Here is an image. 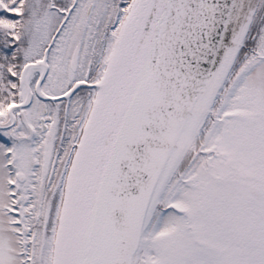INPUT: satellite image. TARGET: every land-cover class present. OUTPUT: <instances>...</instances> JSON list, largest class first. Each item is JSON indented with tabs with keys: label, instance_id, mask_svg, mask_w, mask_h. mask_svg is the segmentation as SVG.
I'll list each match as a JSON object with an SVG mask.
<instances>
[{
	"label": "snow or ice",
	"instance_id": "1",
	"mask_svg": "<svg viewBox=\"0 0 264 264\" xmlns=\"http://www.w3.org/2000/svg\"><path fill=\"white\" fill-rule=\"evenodd\" d=\"M0 264H264V0H0Z\"/></svg>",
	"mask_w": 264,
	"mask_h": 264
},
{
	"label": "flooded vegetation",
	"instance_id": "2",
	"mask_svg": "<svg viewBox=\"0 0 264 264\" xmlns=\"http://www.w3.org/2000/svg\"><path fill=\"white\" fill-rule=\"evenodd\" d=\"M200 141L199 140H196V142H194V145L192 146V150L189 152V153H187L186 155H188V154H191V153H194V152H196L197 150H198V148H199V145H200ZM222 150H224V147L223 146H221V145H218V146H216L212 151H213V153H214V159L213 160H211V161H208V160H205V161H202L201 162V165H202V168H203V170H207V169H209L210 167H212L214 170H216V169H220V170H223L222 172H221V174L223 175H220L218 172H216V174H217V176L216 177H219V178H221V179H224V178H228L229 177V173H225L224 171L226 170V169H229V171H230V168H228V165L225 163V162H223V161H221L220 159H223V160H225L226 158H225V156H224V154H223V151ZM225 151V150H224ZM225 154H226V152H225ZM245 173V172H244ZM231 174V173H230ZM245 175L246 176H250L251 174H250V172H249V174L248 173H245ZM229 179V178H228Z\"/></svg>",
	"mask_w": 264,
	"mask_h": 264
},
{
	"label": "rangeland",
	"instance_id": "3",
	"mask_svg": "<svg viewBox=\"0 0 264 264\" xmlns=\"http://www.w3.org/2000/svg\"><path fill=\"white\" fill-rule=\"evenodd\" d=\"M223 147H224V146H223ZM224 148H225V147H224ZM222 151H223V154H224L226 160H223V159H220V160L223 161V162H225V163H227V164H229V165H231V164H232V163H231V160L228 159V156H230V155L227 154L226 149H225V151H224V150H222ZM225 152H226V154H225ZM227 155H228V156H227ZM230 158H231V157H230ZM236 166H237V168H241V165H240L239 163H237ZM240 170H241V169H239L238 171L240 172ZM204 171H205V173H206L207 175H209V176H211V177H213V178H216V176H217L216 172H219V174L222 175L221 172H222L223 170H220V169H219V170H218V169L214 170L212 167H210L209 169L204 170ZM224 172H225V173H229V176H230V173L232 174L230 179H234V180H240V181H242V180H241V175H240L239 173H237L236 171H229V169H226ZM222 176H223V175H222Z\"/></svg>",
	"mask_w": 264,
	"mask_h": 264
},
{
	"label": "water",
	"instance_id": "4",
	"mask_svg": "<svg viewBox=\"0 0 264 264\" xmlns=\"http://www.w3.org/2000/svg\"><path fill=\"white\" fill-rule=\"evenodd\" d=\"M174 142L177 144L178 152L180 155H185L188 149L190 148L193 139L191 138H184L179 137L174 140Z\"/></svg>",
	"mask_w": 264,
	"mask_h": 264
},
{
	"label": "trees",
	"instance_id": "5",
	"mask_svg": "<svg viewBox=\"0 0 264 264\" xmlns=\"http://www.w3.org/2000/svg\"><path fill=\"white\" fill-rule=\"evenodd\" d=\"M194 142H196V140H193V142H192L190 148L188 149L187 153H189L192 150V146L194 145ZM225 149L227 151V154L230 155V157L233 159L234 164L239 163L241 165V167L244 168L242 161L236 157L235 150L234 149H230V148H224V150ZM233 171H235V170H233ZM240 175H241V180L248 179V178L244 177L243 174H240Z\"/></svg>",
	"mask_w": 264,
	"mask_h": 264
}]
</instances>
